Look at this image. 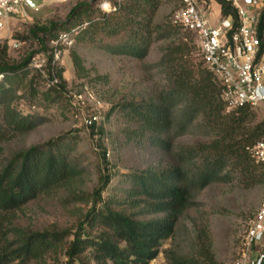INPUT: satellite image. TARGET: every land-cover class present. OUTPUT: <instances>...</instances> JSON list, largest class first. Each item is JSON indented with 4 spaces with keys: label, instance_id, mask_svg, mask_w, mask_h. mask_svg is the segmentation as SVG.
<instances>
[{
    "label": "trees",
    "instance_id": "16d2710c",
    "mask_svg": "<svg viewBox=\"0 0 264 264\" xmlns=\"http://www.w3.org/2000/svg\"><path fill=\"white\" fill-rule=\"evenodd\" d=\"M103 1L113 11L97 6ZM215 1L224 16H235L225 0ZM161 5L162 0H92L75 7L65 22H50L35 33L55 42L77 28L79 46L104 45L112 54L143 60L154 43L157 28L152 25ZM165 29L167 37L187 33L171 23ZM7 49V43L0 48V264H61L63 259L65 264H151L162 242L175 236L195 197L211 184L234 179L246 187L264 183V166L248 151L263 140L264 123L250 128L249 107L227 113L218 80L195 64L189 43L181 42L167 46L158 63L167 78L164 90L130 94L117 104L119 130L114 141L122 169L103 178L87 212L70 210L77 228L17 225V213L46 197L66 195L68 204L85 203L87 197L75 191L81 175L75 163V136L5 155L7 145L40 125L35 116L22 114L18 103L26 97L30 103L57 102L64 88V71L52 66L53 49H45L52 51L46 70L49 79L54 71L61 84L43 93L35 81H45L32 71L31 60L11 64ZM71 59L77 75L85 77L81 56L72 51ZM196 121L209 138L177 146ZM201 233L200 256L213 263L210 240ZM173 254L166 252L169 260Z\"/></svg>",
    "mask_w": 264,
    "mask_h": 264
},
{
    "label": "rangeland",
    "instance_id": "374dc122",
    "mask_svg": "<svg viewBox=\"0 0 264 264\" xmlns=\"http://www.w3.org/2000/svg\"><path fill=\"white\" fill-rule=\"evenodd\" d=\"M91 1L57 0L56 3L37 10L25 9L21 16L9 22L8 30L2 31L0 35V48L7 43L8 60L11 64H19L26 59L31 62L32 59L36 62L45 60L42 64L47 79L42 75L45 83L35 81L36 88L41 93L53 86L48 83L46 70L48 56L52 51L45 52L46 48L53 49L52 66L56 70L64 71V88L61 89L63 95L60 100L47 103L35 99L30 103L29 97H26L18 103V110L26 116H35L40 125L30 134L7 145L5 155L9 156L13 152L46 144L61 137L75 136L78 141L74 152L75 163L78 164L77 170L81 174L77 179L75 191L84 193L87 197L85 203L73 204H68L66 195L58 198L46 197L39 204L17 213L15 223L23 228H77L76 218H72L70 210L77 208L87 212L92 207L91 196L101 186L103 178L122 169L114 141L119 130L116 106L130 94L157 93L166 88V74L158 67V63L167 46L188 42L191 59L205 69L193 34L180 32L167 37L166 29L164 31L178 7L179 0H162L152 25L153 29L157 28V32L153 33L154 43L143 60L112 54L104 45L79 46L76 44L77 33L73 36L71 46L56 44L59 38L55 42L49 41L44 34L35 33L38 28L50 22H65L75 7ZM36 3H39V0ZM97 6L104 12L113 11L107 1ZM73 30L78 32L77 28ZM15 43L18 44L16 49L12 47ZM72 51H76L83 59L87 70L85 77L77 75L71 59ZM31 69L36 71L32 67ZM33 76L34 73L29 77V84ZM60 84L59 80L57 85ZM55 98L53 96L52 100ZM32 106L36 109L33 110ZM232 111L234 110L227 113ZM251 113L250 128L264 123V105L252 109ZM94 114L101 116L100 121L93 127H85L84 119ZM208 138L200 121H196L177 140V146H193ZM263 201L264 183L246 187L234 179L227 183L211 184L195 197L193 206L179 220L175 236L162 242L159 255L151 264H234L239 257L245 234ZM203 231L210 240L213 263H207L199 253ZM170 250L174 254L169 260L166 252ZM66 261L63 259L61 264Z\"/></svg>",
    "mask_w": 264,
    "mask_h": 264
},
{
    "label": "built area",
    "instance_id": "2783aa9c",
    "mask_svg": "<svg viewBox=\"0 0 264 264\" xmlns=\"http://www.w3.org/2000/svg\"><path fill=\"white\" fill-rule=\"evenodd\" d=\"M37 10L38 0H29ZM235 16H224L215 0H179L170 23L193 34L204 67L218 80L227 111L258 108L264 105V0H225ZM25 9L26 0H0V32L7 31L9 22L17 19ZM77 30L60 35L56 44L71 46ZM0 40V46H1ZM18 48V44H13ZM45 60L32 59L31 67L43 75ZM49 85L59 79L52 71ZM101 106V104L99 103ZM101 119L99 114L84 119L85 127H93ZM248 151L256 164L264 166V138ZM234 264H264V201L248 228L238 259Z\"/></svg>",
    "mask_w": 264,
    "mask_h": 264
},
{
    "label": "crops",
    "instance_id": "0c3cea01",
    "mask_svg": "<svg viewBox=\"0 0 264 264\" xmlns=\"http://www.w3.org/2000/svg\"><path fill=\"white\" fill-rule=\"evenodd\" d=\"M56 2H57V0H39V3H36V5L39 6V8H41V7H45L48 4H52V3H56ZM27 10H29V9H27ZM1 34H2V32H0V35Z\"/></svg>",
    "mask_w": 264,
    "mask_h": 264
},
{
    "label": "water",
    "instance_id": "95a60500",
    "mask_svg": "<svg viewBox=\"0 0 264 264\" xmlns=\"http://www.w3.org/2000/svg\"><path fill=\"white\" fill-rule=\"evenodd\" d=\"M26 2H27L31 7H34V4L31 3L29 0H26Z\"/></svg>",
    "mask_w": 264,
    "mask_h": 264
}]
</instances>
